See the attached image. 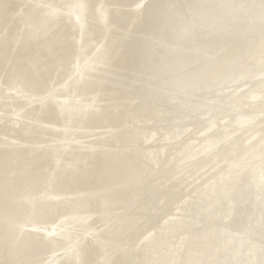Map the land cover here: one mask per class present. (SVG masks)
Listing matches in <instances>:
<instances>
[{
    "label": "bare ground",
    "instance_id": "obj_1",
    "mask_svg": "<svg viewBox=\"0 0 264 264\" xmlns=\"http://www.w3.org/2000/svg\"><path fill=\"white\" fill-rule=\"evenodd\" d=\"M0 264H264V0H0Z\"/></svg>",
    "mask_w": 264,
    "mask_h": 264
},
{
    "label": "rangeland",
    "instance_id": "obj_2",
    "mask_svg": "<svg viewBox=\"0 0 264 264\" xmlns=\"http://www.w3.org/2000/svg\"><path fill=\"white\" fill-rule=\"evenodd\" d=\"M33 19L36 20V17H34Z\"/></svg>",
    "mask_w": 264,
    "mask_h": 264
}]
</instances>
